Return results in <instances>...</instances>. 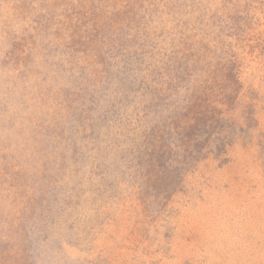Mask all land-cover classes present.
<instances>
[{"label":"trees","instance_id":"obj_1","mask_svg":"<svg viewBox=\"0 0 264 264\" xmlns=\"http://www.w3.org/2000/svg\"><path fill=\"white\" fill-rule=\"evenodd\" d=\"M0 41L11 85L35 90L22 104L49 194L36 208L41 183L14 188L6 264L61 248L57 229L89 237L111 189L163 210L257 128L241 73L264 63V0H0Z\"/></svg>","mask_w":264,"mask_h":264},{"label":"rangeland","instance_id":"obj_2","mask_svg":"<svg viewBox=\"0 0 264 264\" xmlns=\"http://www.w3.org/2000/svg\"><path fill=\"white\" fill-rule=\"evenodd\" d=\"M5 46L0 41V61ZM14 81L11 85L10 74L0 64V252L4 253L9 243L2 237L12 219L9 202L14 188L41 183L35 185L36 208L44 207L42 200L49 196L41 175H34L40 155H30L36 140L45 141L27 124L31 111L24 112L22 104L35 90ZM241 81V103L254 104L257 128L227 150L224 163L210 159L200 164L163 210L144 209L127 192L111 189L110 198H100L103 208L89 237L76 241L68 228L57 229L61 248L54 241L31 242L34 252L26 254L21 264H264V63L247 57ZM86 226H78L81 234ZM8 260L0 253V264Z\"/></svg>","mask_w":264,"mask_h":264}]
</instances>
